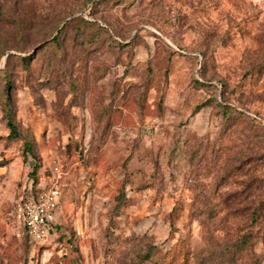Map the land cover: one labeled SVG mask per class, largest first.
<instances>
[{
	"label": "rangeland",
	"instance_id": "1",
	"mask_svg": "<svg viewBox=\"0 0 264 264\" xmlns=\"http://www.w3.org/2000/svg\"><path fill=\"white\" fill-rule=\"evenodd\" d=\"M0 264H264V0H0Z\"/></svg>",
	"mask_w": 264,
	"mask_h": 264
},
{
	"label": "built area",
	"instance_id": "2",
	"mask_svg": "<svg viewBox=\"0 0 264 264\" xmlns=\"http://www.w3.org/2000/svg\"><path fill=\"white\" fill-rule=\"evenodd\" d=\"M51 184L35 194L20 198L16 202L15 217L25 229L30 243L37 244L49 238L55 227V214L60 195V170L52 168Z\"/></svg>",
	"mask_w": 264,
	"mask_h": 264
},
{
	"label": "trees",
	"instance_id": "3",
	"mask_svg": "<svg viewBox=\"0 0 264 264\" xmlns=\"http://www.w3.org/2000/svg\"><path fill=\"white\" fill-rule=\"evenodd\" d=\"M8 126L10 129V135L15 136L17 133V130H16L15 124L12 122L11 119H9ZM28 154L34 159V161L36 163V158H35L34 154L33 153H28ZM35 163H34V165H35Z\"/></svg>",
	"mask_w": 264,
	"mask_h": 264
}]
</instances>
